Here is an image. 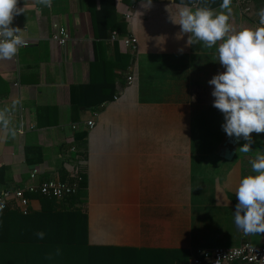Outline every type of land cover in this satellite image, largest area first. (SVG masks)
<instances>
[{
	"label": "crops",
	"instance_id": "obj_1",
	"mask_svg": "<svg viewBox=\"0 0 264 264\" xmlns=\"http://www.w3.org/2000/svg\"><path fill=\"white\" fill-rule=\"evenodd\" d=\"M179 5L152 0L145 9L141 0H115L116 11L94 26L100 0H52L51 8L18 0L24 12L11 26L30 45L0 59V110L10 118L8 129L0 125V191L79 175L78 195L47 199L53 208L83 214L89 246L136 249L150 264L187 263L197 249L264 246V233L245 234L235 224L241 159L220 153L225 119L208 81L225 71L221 42L189 46L190 34L170 19L179 20ZM253 5L248 17L233 3L230 12L214 10L240 31L258 27L264 0ZM114 25L119 31H109ZM62 28L63 47L53 40ZM113 32L118 41H110ZM27 196V215L40 212L46 198Z\"/></svg>",
	"mask_w": 264,
	"mask_h": 264
},
{
	"label": "clouds",
	"instance_id": "obj_2",
	"mask_svg": "<svg viewBox=\"0 0 264 264\" xmlns=\"http://www.w3.org/2000/svg\"><path fill=\"white\" fill-rule=\"evenodd\" d=\"M231 2L223 0L220 7L230 12ZM37 3L52 6V0H37ZM141 6L149 9L152 0H141ZM178 7L179 20L170 19L180 25L181 33L190 34L189 46L203 42L212 49L221 42L216 51L225 71L208 81L214 86L213 107L224 115L223 131L229 137H243L247 141L240 148L247 153L253 143L251 134L264 133V8L257 13L259 27L235 31L229 23L230 16L217 13L210 6L193 9L182 2ZM22 12L24 9L18 7V0H0V59L11 60L25 43L21 29L11 26L14 17ZM9 123L8 109L0 110V125L8 129ZM251 166L256 174L243 177L236 189L238 203L234 219L245 234H259L264 233V154L258 155ZM3 208L4 204L0 203V211ZM36 236L43 239L45 233L41 231Z\"/></svg>",
	"mask_w": 264,
	"mask_h": 264
},
{
	"label": "trees",
	"instance_id": "obj_3",
	"mask_svg": "<svg viewBox=\"0 0 264 264\" xmlns=\"http://www.w3.org/2000/svg\"><path fill=\"white\" fill-rule=\"evenodd\" d=\"M174 1L178 4L183 2L188 6H210L212 9L223 2ZM117 7L115 0H100V14L91 13L94 26L102 13L105 17L107 11H116ZM119 26L114 25V28L108 29L119 31ZM2 171L3 169L0 170V175ZM83 184L80 182L79 185ZM41 231L45 233L43 239L36 236V233ZM139 253L141 252L136 249L89 246L86 242L83 214L78 210L57 211L53 208L51 200H43L42 210L27 216L16 212H0V264H150L149 259L142 260Z\"/></svg>",
	"mask_w": 264,
	"mask_h": 264
},
{
	"label": "built area",
	"instance_id": "obj_4",
	"mask_svg": "<svg viewBox=\"0 0 264 264\" xmlns=\"http://www.w3.org/2000/svg\"><path fill=\"white\" fill-rule=\"evenodd\" d=\"M240 11L243 16H250L253 14V0H232V2ZM264 8L261 7L260 9ZM259 12V10H258ZM126 21H131L132 14L125 16ZM258 27L259 16L255 20ZM69 36L64 28L60 29L59 35L54 36L53 40L61 47L65 46ZM23 46L20 49L26 48L30 45L28 40H24ZM110 41H118V34L116 32L111 33ZM127 42H129L133 51L138 50L137 40L134 35H128ZM133 77L130 75L127 77V82L131 83ZM117 99L116 97L114 98ZM93 122H87V127L92 129ZM74 125L72 129H75ZM37 175V171L33 170L30 173V178L34 179ZM71 180L66 181H53L48 180L42 182L39 186H26L25 188L16 189H4L0 191V203L4 204V208L0 212L8 210L16 211L17 207L21 214L27 215L30 213L29 203L30 199L28 194H38L46 199H55L59 201L69 200L75 198L79 192V184L81 177L79 175H71ZM182 264H264V246H257L250 242H244L238 247L233 248H213V249H197L194 251L192 257L187 263Z\"/></svg>",
	"mask_w": 264,
	"mask_h": 264
},
{
	"label": "rangeland",
	"instance_id": "obj_5",
	"mask_svg": "<svg viewBox=\"0 0 264 264\" xmlns=\"http://www.w3.org/2000/svg\"><path fill=\"white\" fill-rule=\"evenodd\" d=\"M251 136L253 143L251 144V150L247 153L240 151V148L247 142L245 140L236 146H227L230 147V149L234 150L240 156V164L243 170V177L256 174L252 171L251 162L255 160L258 155L264 154V133H261L260 135L253 134ZM227 137L228 135L226 134L225 139H227Z\"/></svg>",
	"mask_w": 264,
	"mask_h": 264
},
{
	"label": "water",
	"instance_id": "obj_6",
	"mask_svg": "<svg viewBox=\"0 0 264 264\" xmlns=\"http://www.w3.org/2000/svg\"><path fill=\"white\" fill-rule=\"evenodd\" d=\"M260 135L261 133H252L251 135ZM244 141L243 137L237 138L235 136L232 137H227L225 143H224V148L221 150V154L223 159L226 161H231L235 155V151L230 149V147L227 146H236Z\"/></svg>",
	"mask_w": 264,
	"mask_h": 264
}]
</instances>
